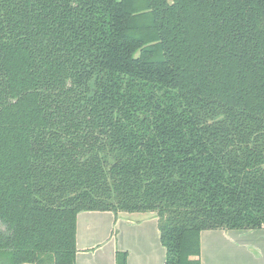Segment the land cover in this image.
Returning a JSON list of instances; mask_svg holds the SVG:
<instances>
[{"label":"trees","instance_id":"obj_1","mask_svg":"<svg viewBox=\"0 0 264 264\" xmlns=\"http://www.w3.org/2000/svg\"><path fill=\"white\" fill-rule=\"evenodd\" d=\"M80 211L164 264L264 228V0H0V264H74Z\"/></svg>","mask_w":264,"mask_h":264},{"label":"crops","instance_id":"obj_2","mask_svg":"<svg viewBox=\"0 0 264 264\" xmlns=\"http://www.w3.org/2000/svg\"><path fill=\"white\" fill-rule=\"evenodd\" d=\"M74 264H164L153 212L80 211L76 217ZM200 264H264V228L210 229L200 233ZM30 264V263H23Z\"/></svg>","mask_w":264,"mask_h":264}]
</instances>
